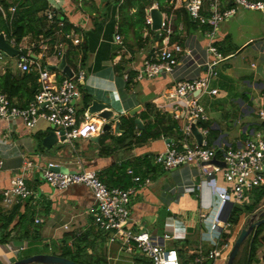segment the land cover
I'll return each mask as SVG.
<instances>
[{"label":"crops","instance_id":"crops-1","mask_svg":"<svg viewBox=\"0 0 264 264\" xmlns=\"http://www.w3.org/2000/svg\"><path fill=\"white\" fill-rule=\"evenodd\" d=\"M60 1L64 12L81 27L79 30L75 28V34L82 35V40L75 42L70 38V43L60 33L51 39L54 40L51 45L48 43L50 40L48 37L36 38L32 33H28L24 38L32 35L31 40L24 43L23 38L21 46L27 47V54L34 58L43 54V61L50 66L51 63L57 64L61 59L55 52L51 53L55 43L62 39L63 50L64 46L68 48L73 45L75 55L73 60L67 59L68 63L74 71L80 67L86 70V76L79 80L82 93L76 100L79 118L85 116L89 104L93 98L97 97L112 102L115 111L120 112L119 118L123 114H131L129 113L130 108L141 104L135 115L139 116L142 123L145 124L147 118L142 116V111L147 107L148 110H152L153 106L159 110L170 112L172 106L183 102L172 93L177 77L206 71L205 65L198 68L194 66L195 64L189 66L188 64H179L174 71H160L153 75L145 72L141 74L139 71L144 66L152 44H144L143 39H137L138 36L134 30L135 24L128 19L136 6H131L130 13L126 15L120 10L123 0ZM160 1L155 0L148 6L147 13L150 12L149 8L152 5H159ZM161 2L168 8H172L170 12L172 19L175 9L180 8V0L174 2L163 0ZM214 2L221 8L230 5V3L237 6L234 14L220 22L216 37V39L226 38L227 43L231 46L230 52L226 53L227 56L218 63V75L214 76L211 81L212 85L219 87V91L217 93L205 91L200 96L209 114L207 119L210 121L215 135L214 145L225 147L231 142L242 143L247 137L255 136L259 130L264 132V129L260 127L264 119L258 114V108H255L254 105L255 101L259 107L260 95L264 94V8L238 3L235 0H203V12H211ZM248 8L252 10H248ZM162 10L164 14H167L166 10ZM95 19L99 21L97 24ZM174 25L171 23L172 29ZM176 25L180 34L184 36L183 44L195 48L198 55L203 54L204 47L209 40L203 29L205 26L200 23L197 26L189 25L183 19H180ZM118 31L123 35L122 42L115 40V34ZM147 32L148 27L145 26L142 33L146 34ZM41 39L45 44H41ZM252 42L254 43L252 44ZM18 57L19 55L16 56V61ZM2 63L3 61H0V70ZM18 67L22 70L19 65ZM53 68H56L60 77L59 67ZM60 69L66 72L63 68ZM126 73L129 74L127 78ZM90 114L92 116L100 115L99 111ZM187 115L178 118L179 123L183 124L188 119ZM103 121V119L100 121L99 130L91 136H78L72 140L61 139L62 134L57 132L59 139L51 147H48L43 142V138L58 126L47 118L41 117L35 126H28L19 116L11 119L0 117V160L2 159V163H0V205L5 206L7 203H12L4 199L3 189L11 184L12 176L21 170L24 159L31 158L34 165L27 167L24 170V175L28 184L34 189L35 198L33 196L32 202L37 205L35 220L37 216L43 218L41 221H37L39 233L36 244L38 246L46 247L48 245L50 249H55V252H61L59 246L61 238L68 237L67 241L71 243L77 234L91 228L93 233L89 235V238L94 241L98 251L107 257V264H145L143 261L136 260L137 252L126 249L118 238H112V230H101L96 226L93 212L90 210L94 194L89 185L76 182L66 188H59L45 178L42 168L35 166L36 163L44 165L49 160H54L75 170L82 167H94L98 168L107 179L117 182L124 174L129 175L121 172L122 168L119 166L126 161L130 163L127 172L132 174L133 183L136 180L133 177V172L129 171L130 167H133L134 170L141 167L142 172L151 178L146 180V176L139 171L142 179L130 202L132 222L135 228H146L153 236L160 237L162 241H164L165 232L173 231L174 228L177 235L165 238L167 244L172 241L169 245L182 247L175 242V238H183L184 245H190V243L194 245L188 231L196 228L193 220L196 217V212L202 219L203 212H206L205 208L210 207V203L214 202L213 185L210 180L218 182L223 179L226 181L222 172L220 175L216 172L207 176L203 181L204 175L193 162H183L166 167L157 160L156 154L166 150L167 141L170 138L175 139L173 135L162 134L145 140L120 142V145L115 141L109 147L103 148L99 141L101 135H104ZM111 121L114 122L115 119L112 118ZM232 121L236 126L231 125ZM197 122L200 128L201 126L205 127L199 124V120ZM254 124L257 128L254 127ZM121 126L123 127L122 122ZM123 128L125 129V127ZM140 128L142 127L137 122L135 132L139 133ZM106 130L115 134L124 131H114L113 127ZM195 139H198L197 136L192 137V140ZM221 154L218 155L219 158H221ZM149 158L152 163L148 165L150 172L147 173L148 166L144 160L147 161ZM192 183L197 184L196 188L194 190L186 189V185ZM191 191L198 197L194 198ZM162 206H166L168 209L165 212L166 223L163 224L160 222L164 215H161L160 211ZM167 224H171L172 228ZM235 226L241 230L243 225L239 227V224H235ZM217 230L214 228L211 230V238L217 236L219 229ZM210 240V242L199 241L200 243L193 247L191 260L199 248L206 251L211 247L214 239ZM27 245L28 239L26 238H13L0 243V260L4 264L17 258L19 252ZM93 249V245H90L89 250ZM258 254L259 257L264 254V243L258 248ZM182 260L185 263L191 261H186L183 258ZM215 262L208 264H216L217 262ZM259 262L264 264V258L260 257Z\"/></svg>","mask_w":264,"mask_h":264},{"label":"built area","instance_id":"built-area-1","mask_svg":"<svg viewBox=\"0 0 264 264\" xmlns=\"http://www.w3.org/2000/svg\"><path fill=\"white\" fill-rule=\"evenodd\" d=\"M174 1L176 0H169V2ZM186 1L187 8L194 19L198 20L200 24L210 23V26L203 27L204 32L209 37L203 54L198 55L194 50L195 48L188 47L179 40L170 41V33L173 29L169 21L170 17L168 18L167 14H164L161 27L166 33L163 38V44L155 48L153 53L146 57L144 66L139 72L153 75L160 71H174L179 64H188V66L195 64L194 66L198 68L206 66L204 73H193L177 77L176 86L172 93L182 99L183 102H178L172 106L170 112L176 118H182L188 114V119L181 124L182 136H179L177 140L170 138L167 141L166 150L158 153L156 158L166 167L183 162H193L204 175L203 181L207 176L213 175L219 170L222 171L228 183L225 189L220 190V196L224 200L219 215L212 222L213 228L219 229V234L215 237L211 247L206 251L199 248L193 259L185 263L178 247L165 242V238L177 235L176 231H166L164 241H162L160 237L153 236L146 228H135L132 222L130 202L133 194L138 190L142 175L136 173L133 167H130L129 171L133 172V177L136 181L128 186H122L107 183L102 178L98 168L56 169L54 165L59 164V162L54 160H49L44 165L35 164V166L42 168L45 178L52 185L59 188H66L76 182H83L89 185L94 194V201L90 206V210L93 212L96 226L101 229L112 230V238H118L126 249L143 253L152 260V264H208L220 259L225 261L228 258L234 239L232 241L229 239L222 240V233L225 227L235 226L230 216L236 205V200L244 201V198L252 190L264 187L263 130H259L255 136L247 137L242 143L227 144L223 147L220 157L225 160V165L211 161L218 154L217 147L208 143L206 135L209 128L207 126H201L204 133L202 142H199L198 139L192 140V137L194 138L196 135H194L191 128V121L194 118L197 121L199 119H207L209 116L205 104L200 99L201 94L205 91L210 93L219 91V87L212 85L211 81L219 73L218 63L227 56L216 43L220 22L234 14L237 6L232 4L221 8L214 2L212 11L205 13L202 9L203 0ZM235 1L253 7L264 8V0ZM57 2L59 3L58 0H50L49 6L43 11L44 14L50 23L57 21L60 25L56 29L58 30L57 35L62 33L64 38L69 37L75 42H80L83 36L76 35L75 28L65 30V12L61 6H58ZM0 7L6 14L7 9L4 8L2 3H0ZM16 7L17 5L14 3L10 6V9L14 10ZM146 18L148 22L152 23L151 12L147 13ZM47 37L51 39L52 35ZM8 39L13 44L16 43L15 36ZM41 40V44H45L43 39ZM115 40L122 42L123 35L121 32L118 31L115 34ZM54 50H57L60 54L63 52L62 39L55 43ZM3 55L4 51L0 49V57ZM42 56L43 54L34 58L30 54L22 53L19 55L18 65L22 70H37L39 88L35 97L27 105L23 106L16 104L6 92L0 91V117L11 119L19 116L28 126H35L39 119L44 117L58 126L56 129L58 133L62 134L61 131L64 130L65 138L70 140L78 136L95 134L99 130L100 121L104 120V117L98 114L92 116L86 111L85 116L79 118L75 101L82 93L79 80L86 76V70L80 67L77 71H74L73 75L67 74L60 78L58 72L43 61ZM125 75L127 78L129 74L126 73ZM257 112L264 119V94L260 95V105ZM0 163H2V159ZM33 165L34 161L31 158H25L21 170L12 176L11 184L3 189L4 199L7 202H19L34 194V189L28 184L24 175V170ZM145 179L150 180L151 178L148 175ZM196 186L197 184L195 183L187 184L186 189L194 190ZM210 205H213V203H210ZM207 215L205 211L202 214V216ZM42 219L40 216L36 217V221H41ZM241 225L242 223L239 224V227ZM260 257L264 258V254H261Z\"/></svg>","mask_w":264,"mask_h":264},{"label":"trees","instance_id":"trees-1","mask_svg":"<svg viewBox=\"0 0 264 264\" xmlns=\"http://www.w3.org/2000/svg\"><path fill=\"white\" fill-rule=\"evenodd\" d=\"M88 1L91 2L92 0ZM154 1L155 0H123L120 4L121 12L126 13V15L130 13L129 11L131 6H136V9L132 12V14L130 13L128 19H130L135 24L134 30L136 32V35L138 36L137 39H143L144 44H152L151 48L149 49L148 56L153 53L155 48L162 45L163 38L166 33V31L162 27L153 28L152 23L147 21L146 8L153 4ZM185 1L186 0H180V8L178 7L175 9V15H173L172 19L170 17L172 8H168L161 1L159 3V6L167 11V17H170L169 21L172 23V25H174L175 23L177 24L180 19H183L187 24L197 26L200 22L191 16L187 8V4L185 5ZM0 3H2L5 9H7L5 14L0 7V31L5 30L8 38L15 36V44L16 46L21 47L22 53L27 54V47L21 46V41L28 33H32L36 38H42L51 35L52 37H55L53 36V34L55 30L60 27V25L57 21L52 23L49 22L48 24V18L43 12L44 9L49 6L50 0H0ZM14 3H16L17 7L16 9L11 10L10 6ZM64 15L65 30H68L70 28H76L79 30L81 28L77 23L70 19L67 13H64ZM95 21L96 24L97 22H99L98 19H95ZM176 24L174 25V28L170 33V41L179 40L183 42L184 36L180 34ZM202 24L205 27L207 25L210 26V23L208 22ZM145 26L148 27V32L146 34H143L142 32ZM121 30L123 31L124 28L122 27ZM126 30L128 31V29ZM65 39H68V41L71 43L69 37H65ZM216 43L225 54L230 52L231 46L227 43L226 38L217 39ZM72 46H69L66 49L67 59L69 61L73 60V56L75 55V50ZM52 52H55V54H57L59 57H61L62 55V53L60 54L59 52H57V50H52L51 53ZM5 54L8 53L5 52ZM5 54L0 57V61H2V58H4ZM10 59L15 60V58L4 59L2 63V68L0 70V91L6 92V94L16 104L22 106L27 105L35 97V94L38 91L39 74L35 69L20 70L18 65H10L8 63V60ZM16 62L18 64V60ZM58 70L59 72L63 73H60V78L67 75L66 72L62 71V69L58 68ZM147 108L142 111V116L146 117L147 120L145 121L144 126L140 128L139 133L135 132V128L137 126V122L135 119L136 115L123 114L121 119L122 125L123 127H125L124 131L120 134H115L109 132V130H104V135H101V137L99 138V141L102 144L101 147H109L115 141L117 142L116 144L120 145V142L126 143L134 140H145L150 137L160 136L162 134L173 135L175 136V140H177L179 136H182L181 123H179V119L174 117L171 112L162 111L154 108L153 106L152 110H148ZM199 124L207 126L209 128L206 135L208 143L210 145H214L215 135L213 132V128H211L210 121L208 119H199ZM260 127L264 129V121L261 122ZM235 144V142H231L228 145ZM216 147L217 154L220 155L223 151V147ZM145 160L144 162L145 164H147V166L152 163L151 158H149L147 161ZM129 164V162L125 161L124 163L119 165L122 168L121 172H125L129 175L126 176L124 174L123 177L117 182L111 179H107L102 173L100 174L102 178L111 185L119 184L122 186H128L133 183L132 174L127 172ZM149 169L150 168L148 166L147 173L150 172ZM139 171L143 173L141 167L136 168L135 170L136 173H139ZM143 174L144 176H146L145 172ZM255 191L256 193L252 195V199L246 202L244 207L243 205L237 204L234 206L233 212L230 216V219L234 224H240L243 215L249 211H252L257 203H259L264 197V187H258L255 189ZM191 194L194 196V198L198 197V195L193 191H191ZM31 196L30 198H27V200L7 203V205L5 206L0 205V243L7 242L13 238L28 239V245L19 252L18 257L44 250H52L55 252V249H50L48 245L46 246V249H42L36 244L39 233V226L37 225V221L35 220L37 205L32 202L34 194H32ZM22 207L24 208L22 209ZM263 230L264 224L261 223L258 225L254 235L251 234L250 236L246 237L248 241L246 251L241 254L239 249L232 264H255L260 261L258 248L264 243ZM92 233L93 229L91 228L88 230H84L81 233L77 234L71 243L67 241L68 237L61 238L59 241L61 253L79 260L83 264H107V257L103 255V253L98 251L97 247H95L94 241L89 238V235H92ZM230 233L231 232H224L222 234L223 240L228 239ZM90 245H93L94 247L92 251L89 250ZM178 248L179 251L182 252V247ZM136 260H138V262L143 261L145 264H152V260L141 252H137ZM0 264H3V262H0ZM30 264L40 263L34 262Z\"/></svg>","mask_w":264,"mask_h":264},{"label":"water","instance_id":"water-1","mask_svg":"<svg viewBox=\"0 0 264 264\" xmlns=\"http://www.w3.org/2000/svg\"><path fill=\"white\" fill-rule=\"evenodd\" d=\"M150 12L153 17L152 27L161 28L162 20L164 18V12L161 9V7L159 5L154 4L150 7ZM66 44L67 42L65 43V45ZM0 49L12 55L22 54L21 47H18L15 44H13L7 38L4 30L0 31ZM66 49L67 47L64 46V50L62 52L60 61L57 64L51 63L50 67L58 66L59 68H63L69 75H73L74 69L68 63ZM139 105L141 106V104H138L130 108L129 113L135 114ZM87 111L88 113L99 111L100 115L104 117L102 129L106 130V129H110L111 127H113L114 131L124 130V128L121 126L122 119L118 117L120 112L115 111V108L112 102H110L109 100H106V99L103 100V99L95 97L93 98L92 102L89 104ZM112 118L115 119L114 122L111 121ZM135 119L138 122V125L143 127L144 124L142 123V119L139 116H136ZM191 128L194 134L197 136L198 141L202 142L204 133L202 129L199 127L196 118H194L191 121ZM61 132H62L61 139H64L66 137L64 130H62ZM58 139H59V136H58L57 130L53 128L47 135L44 136L43 142L48 147H51L52 144L55 143ZM211 161L215 163H219L221 165H225L226 163L224 159H221L217 156L213 157ZM54 168L62 169V170H75V169L69 168L65 164H55ZM247 215H248L247 225L241 227L240 232L238 233V235L236 236L232 244L228 258L223 264H232L241 245L246 239V237L250 233L254 235L258 225L261 223H264V202L257 203L254 209L250 211ZM34 262H38L40 264H54V263L56 264H83L79 260L71 258L68 255H65L61 252H54V251L33 252V253H30V254H27L21 257H17L11 261L5 262L4 264H30Z\"/></svg>","mask_w":264,"mask_h":264},{"label":"rangeland","instance_id":"rangeland-1","mask_svg":"<svg viewBox=\"0 0 264 264\" xmlns=\"http://www.w3.org/2000/svg\"><path fill=\"white\" fill-rule=\"evenodd\" d=\"M58 1H59V3L57 2L58 3V6H61L62 7L61 1L60 0H58ZM161 1H163V0H161ZM248 10H252V9L251 8H248ZM48 24H49V20H48ZM57 33H58V30H55L53 36H56ZM31 37H32V35L26 36L24 38V43L29 42L31 40ZM53 38L54 37H52L51 39H53ZM51 39L50 40L48 39L49 40L48 43H50L51 45H53L54 40H51ZM253 43L254 42H252V44ZM9 58H13L14 59V58H16V56H12L11 54H5L4 58H2V61H4V59H9ZM8 63L10 65H13V66L18 65L17 62H16V60H11L10 59V60H8ZM254 103H255L254 104L255 105V108L256 107L258 108L257 102L254 101ZM231 125L236 126V124H235L234 121L231 122ZM254 127L257 128L256 124H254ZM221 172H222L221 170L217 171L218 175H220ZM210 183L213 185V192H214V202H213V205H211L208 208H205V210H206V212H207L208 215L207 216H202L203 217L202 219H200V214L198 212H196V217L193 218L194 223L196 224V228L194 230H192V231L191 230L188 231L189 237L194 242V245H193V243H190V245H184V239L183 238H178V239L175 238V242L178 243V244H180L182 246L181 257L183 259H185L186 261H190L191 260V258L193 256V247L197 243H200L202 240H204L205 242H210L211 241L210 239H215V237L214 238H211L212 237L211 236L212 235L211 234V230L213 229L212 222L215 219V217H217L219 215V211H220V208H221L222 203H223V200H224L220 196L219 190H221L223 188L225 189L226 188L225 185H227L228 182H227V180L225 181V180L221 179L218 182H214L213 180H210ZM255 193H256V191L255 190H252L251 193H248L247 196L244 198L245 199L244 201L243 200H236V204L237 205H243V207H244L245 204H246V202H248L249 200H251L252 199V195H254ZM260 202L261 203L264 202V197H263V199ZM160 211H161V215L164 214L163 217H161L162 221H160V222L162 224L163 223H166L167 215H165V212H167L168 209H166V206H162L161 209H160ZM249 212H247L246 214H244L243 217H242V219H241V222L240 223H242L243 226H246L247 225V216H248L247 214ZM170 215L173 216V214H170ZM175 220H177V219H175ZM167 225H168V227L172 228V225L171 224H167ZM173 225L175 227V224L174 223H173ZM201 229H202V231H201ZM173 230H174V228H173ZM216 231H218V230L216 229ZM239 231H240V228L238 230L237 227L236 226H233V225H230V226L225 227V230H224V232H231L230 235H229V237H228V239L230 241H232L234 238H236V236L239 233ZM214 233H216V232H214ZM218 234H219V232H218ZM251 234L252 233H250L248 236H250ZM222 240H223V238H222ZM171 242L172 241H169L168 244H170ZM247 246H248V241H247V238H246L245 241L243 242V244L240 247V253L241 254H243L246 251ZM40 248L46 249V247H44L43 245L40 246ZM0 262H2V261L0 260ZM216 262H215L216 264H223L224 261H223V259H220V260H216ZM255 264H263V263L262 262H257Z\"/></svg>","mask_w":264,"mask_h":264},{"label":"clouds","instance_id":"clouds-1","mask_svg":"<svg viewBox=\"0 0 264 264\" xmlns=\"http://www.w3.org/2000/svg\"><path fill=\"white\" fill-rule=\"evenodd\" d=\"M235 240V239H234ZM225 262V261H224Z\"/></svg>","mask_w":264,"mask_h":264}]
</instances>
